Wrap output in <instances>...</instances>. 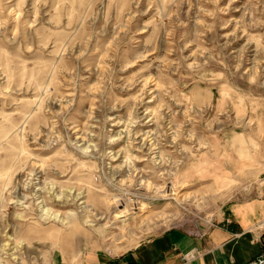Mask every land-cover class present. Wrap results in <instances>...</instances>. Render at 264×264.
<instances>
[{
    "label": "rangeland",
    "instance_id": "1",
    "mask_svg": "<svg viewBox=\"0 0 264 264\" xmlns=\"http://www.w3.org/2000/svg\"><path fill=\"white\" fill-rule=\"evenodd\" d=\"M264 192V0H0V264H83Z\"/></svg>",
    "mask_w": 264,
    "mask_h": 264
},
{
    "label": "crops",
    "instance_id": "2",
    "mask_svg": "<svg viewBox=\"0 0 264 264\" xmlns=\"http://www.w3.org/2000/svg\"><path fill=\"white\" fill-rule=\"evenodd\" d=\"M264 250V192L230 203L198 230L170 227L121 254L83 264H248Z\"/></svg>",
    "mask_w": 264,
    "mask_h": 264
},
{
    "label": "built area",
    "instance_id": "3",
    "mask_svg": "<svg viewBox=\"0 0 264 264\" xmlns=\"http://www.w3.org/2000/svg\"><path fill=\"white\" fill-rule=\"evenodd\" d=\"M248 264H264V250L261 252L259 256H257L255 259L250 261Z\"/></svg>",
    "mask_w": 264,
    "mask_h": 264
}]
</instances>
